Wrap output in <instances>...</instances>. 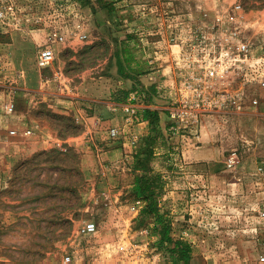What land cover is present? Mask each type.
I'll return each instance as SVG.
<instances>
[{
  "label": "rangeland",
  "instance_id": "obj_1",
  "mask_svg": "<svg viewBox=\"0 0 264 264\" xmlns=\"http://www.w3.org/2000/svg\"><path fill=\"white\" fill-rule=\"evenodd\" d=\"M23 2L26 26L0 27V264H184L161 240L156 215L142 214L147 202L134 188L135 154L146 137L133 128L153 105L151 86L137 75L159 69L167 56L160 52L171 43L181 53V41L210 32L226 46L235 30V42L249 43L250 52L234 60L224 84L227 105L195 128L178 129L171 109L181 92L174 87L160 115L163 138L152 167L162 174L158 206L171 234L193 246L189 264H264V0ZM45 48L54 49L52 64L40 61ZM182 67L173 60L177 85ZM123 78L135 85L117 100ZM133 92L139 120L129 123L123 106ZM114 126L121 129L117 138L110 135ZM96 131L129 146L128 187L106 186ZM37 135L58 141L26 156ZM84 135L89 150L68 141ZM212 143L220 151L214 169L210 161L184 158L185 150ZM87 222L96 223L95 232H82Z\"/></svg>",
  "mask_w": 264,
  "mask_h": 264
},
{
  "label": "built area",
  "instance_id": "obj_2",
  "mask_svg": "<svg viewBox=\"0 0 264 264\" xmlns=\"http://www.w3.org/2000/svg\"><path fill=\"white\" fill-rule=\"evenodd\" d=\"M242 6L238 4L236 8ZM27 23L26 6L23 0H0V27L22 29ZM239 35L237 30L228 35L229 43L224 46L219 36L213 33L202 32L196 36H191L189 41H181L180 59L183 67L187 69L183 79H180L177 89L181 94L177 104L171 109V117L178 129L188 130L192 126L197 127L202 122L203 116L216 107L227 105L230 98L228 86L224 85L229 81L227 77L236 68L235 59L248 58L250 52L249 43L239 41L235 42ZM173 41L178 40L173 37ZM178 42V41H176ZM55 60L53 48H45L40 54V61L49 65ZM182 67V68H183ZM234 67V68H233ZM229 79V78H228ZM226 80V81H225ZM260 81L264 85V74L260 75ZM218 91L222 93L215 97ZM133 102L124 105V111L127 113V120L133 123L138 118L137 93L133 92L131 96ZM257 103L258 100H255ZM120 128L114 126L111 128L110 135L117 138L120 134ZM196 136L197 133L195 134ZM137 137H132V143L137 142ZM237 163L236 154H232L227 165L232 168ZM97 229L95 222H87L82 228V232L90 234Z\"/></svg>",
  "mask_w": 264,
  "mask_h": 264
},
{
  "label": "crops",
  "instance_id": "obj_3",
  "mask_svg": "<svg viewBox=\"0 0 264 264\" xmlns=\"http://www.w3.org/2000/svg\"><path fill=\"white\" fill-rule=\"evenodd\" d=\"M247 20H248L246 22L247 24L248 22H251L252 25L255 22V21L254 22L250 21V17L247 18ZM177 49H179V45L171 43L170 46L169 44L168 51L161 50L160 52V54L166 53L167 56H164L163 59L161 60V63L159 64V69L148 67V69L145 70L146 72L144 71L145 73L143 72L137 75L138 80L143 81L146 86L157 85L159 87L161 95H153L152 98L153 105L151 106V108L158 110L163 119L165 116V111L168 108L170 101V97L168 98L167 96L168 92H171L173 88L177 86V79L172 73V68H171L173 65V60H175L179 56ZM116 85L120 88L130 90L131 88L134 87L135 80L125 79V78L121 80L119 79ZM102 91L103 89L101 88L100 90H98V93L100 94L105 93V89L104 92ZM96 101H101V100H96ZM68 106H71V104H69ZM133 130L140 138H145L152 130V125L150 120H142L141 122L137 123L134 126ZM95 138H97L99 141V144L93 142L94 144H96V147H94L96 148L95 154H98L99 156L98 158L100 161L99 167L102 168L104 175H106L104 177L106 181V186H113L120 188L128 187L130 183L133 182V180L129 178L128 170L130 168L128 167L127 170L126 167V161L129 160V155H128L129 146L125 143V141H120V142L112 141V140L110 141L109 139H107L104 133H99L98 131L95 132ZM201 139L202 138H200V141ZM49 141L51 140L44 139L43 137L37 135L34 141L29 144L28 149H26V152L28 154L27 155L24 154V155L28 156L31 155L33 152L35 153L39 150L55 146L58 140L52 138V141L50 143H48ZM68 141H70L72 144H75L77 146H83L84 149L87 150L91 148V146L89 147V142L86 140L85 135L69 137ZM219 155H220V151L217 149V147H215L214 143L204 148H196V150L194 149L185 150L184 152V158L187 159L188 161H195V162L210 161L211 167L213 169L217 167L216 162L218 160L217 157ZM101 157L107 159L106 160L107 163L105 164H108V166L104 165V162L100 160ZM130 158H133V156H131ZM116 166L119 167V169L115 168ZM132 179H134V177Z\"/></svg>",
  "mask_w": 264,
  "mask_h": 264
},
{
  "label": "trees",
  "instance_id": "obj_4",
  "mask_svg": "<svg viewBox=\"0 0 264 264\" xmlns=\"http://www.w3.org/2000/svg\"><path fill=\"white\" fill-rule=\"evenodd\" d=\"M151 98L153 95H161L157 85L150 87ZM130 90L122 89L119 91L120 98L117 100H125ZM117 94V93H116ZM141 117L150 120L152 125L151 133H149L142 142L139 150L136 152L134 161V169L138 171L135 179V191L138 196L143 197L147 204L142 210V214H155L157 217L156 229L161 236L162 241L170 244V250L177 260L184 264H189L193 258L192 244L183 238H175L171 234L170 220L165 213L161 212L158 206V195L163 189L162 174L152 167V161L156 157V143L163 138V131L159 128L160 113L151 107H145L141 112Z\"/></svg>",
  "mask_w": 264,
  "mask_h": 264
}]
</instances>
